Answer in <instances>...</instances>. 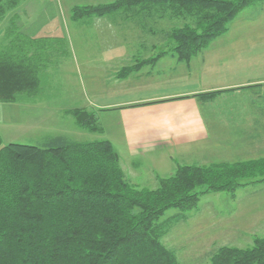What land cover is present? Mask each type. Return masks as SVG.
<instances>
[{
	"label": "trees",
	"instance_id": "16d2710c",
	"mask_svg": "<svg viewBox=\"0 0 264 264\" xmlns=\"http://www.w3.org/2000/svg\"><path fill=\"white\" fill-rule=\"evenodd\" d=\"M20 1L0 0V20ZM263 1L117 0L75 7L71 17L146 14L161 19L168 14L169 20L184 23L167 33L170 52L188 63L245 8ZM11 36L16 39L0 50V104L34 99L41 89L40 71L66 53L62 37L22 39L16 28ZM144 61L118 76L127 77ZM67 114L78 129L102 132L94 110L75 108ZM261 164L181 165L150 189L127 180L110 142H75L58 135L41 147L2 146L0 137V264H179L161 239L175 223L187 221L186 212L195 210L201 197L233 194L251 184L256 173L264 177ZM172 209L180 212L162 219ZM208 264H264V237L253 238L246 248L220 246Z\"/></svg>",
	"mask_w": 264,
	"mask_h": 264
},
{
	"label": "crops",
	"instance_id": "0c3cea01",
	"mask_svg": "<svg viewBox=\"0 0 264 264\" xmlns=\"http://www.w3.org/2000/svg\"><path fill=\"white\" fill-rule=\"evenodd\" d=\"M32 10L27 7L26 15H32ZM60 18L61 22L56 18L57 31L51 30L50 35L64 36L60 29L66 28L65 20ZM145 18L160 20L146 14L129 20ZM110 19V25L103 22L106 31H101L96 44L89 41L78 55L84 62L79 86L85 101L75 108L94 110L97 118L105 116L110 121L114 137L106 141L112 144L123 175L133 186L147 188L144 172L156 183L181 165H237L264 159V58L258 53L257 34H234L232 21L221 37L185 63L172 56L167 33L166 43L163 37L154 42L146 26L140 31L136 25L124 30L125 20L120 16ZM257 24L244 22L240 27ZM7 30L6 26L1 30L2 41L7 39ZM132 43L137 59L126 56L130 52L125 49L133 48ZM142 60L147 63L127 77L118 76L121 69ZM263 190L264 177L252 179L233 194L225 193L230 206L235 204L225 224L227 235L240 237L238 231L248 230V225V233L262 227L264 208L260 212L256 205L264 198L254 193ZM212 227L211 234L216 236L217 227Z\"/></svg>",
	"mask_w": 264,
	"mask_h": 264
},
{
	"label": "rangeland",
	"instance_id": "374dc122",
	"mask_svg": "<svg viewBox=\"0 0 264 264\" xmlns=\"http://www.w3.org/2000/svg\"><path fill=\"white\" fill-rule=\"evenodd\" d=\"M115 1L117 0H36V2L30 3L32 5H27L30 0H21L13 10L7 12L5 17L0 20V33L5 26L8 28L6 40L3 39L2 41L0 35V50L8 44L6 43L8 40L12 41V39H16L14 38L16 35L14 37L11 36L15 28L22 39H37L38 36L48 38L53 36L50 33L51 30L57 31L55 29L58 24L56 18H59V20L61 19L60 17L64 18L66 25V28L62 27L60 29L64 36H53L55 38H64L66 53L55 56L48 63L47 68L44 71H40L41 89L39 95L29 100L22 97L14 104H0V137L2 146L13 143L41 147L42 144L53 138V136L58 135L66 136L75 142L106 141L114 137L111 125H109L110 121L105 116L98 117V126L102 132L93 134L78 129L75 126V121L67 114V111L85 101V94H83L79 86L84 76V62L81 56L79 57L78 55L83 53L82 50L85 45L90 44L89 41L96 44L95 42L98 41L97 38L98 35H101V31L102 33L106 31L104 23L107 25L111 24L110 16L74 21L71 17V10L75 7H94L110 4ZM26 5L28 8H34V11L30 12L32 15H26ZM38 9L40 12L36 13ZM169 18L167 14L158 21L153 18L151 20L147 18L129 20L125 19V15H123L121 19L125 20V25L123 24L124 27L122 29L129 30L131 25H136L135 27L138 29L141 26H146L150 30V33H152L154 42H160L161 39L159 37H163V43H166L165 33H168V31L175 27H182L184 25L180 19L169 20ZM126 22L129 26H126ZM233 22V26H236L234 34H240L242 33L241 31L250 33L251 35L257 34L256 39H259L256 43L259 46L258 53H260L261 58H264V1L245 8L243 13ZM244 22H259V24L243 29L240 27V24ZM50 24L55 25L54 28ZM44 33L49 34L44 35ZM55 33L57 35L60 34L59 32ZM90 38H93L94 41L89 40ZM168 42L172 45L170 41ZM131 45L134 47L125 49L127 53L128 51L130 52L126 56L130 59L132 54V58L137 59L136 46L134 43ZM102 50H105V48ZM131 50L134 51L131 52ZM259 161L264 164V159L256 160V162ZM259 176L260 172L256 173L253 179H259ZM142 179L149 180L148 184L145 185L147 188L155 189L158 187V182L155 183V180L148 175V172H144ZM226 196L225 193H217L201 197L196 209L186 212L187 221L175 223L169 233L161 239L162 244L175 252L179 264H208L210 255L220 246L246 248L251 246L253 238L264 237V223H262V227L255 229V231L253 230L251 233H248L250 226L247 224L248 230L238 231L240 237H237L235 233L227 235L225 232V227L227 226L225 224L228 221L229 212L235 204L230 206V201H226ZM254 196H258L262 200L264 198V190L258 194L254 193ZM263 204L264 202H259L256 205V209L261 212V209L264 208ZM179 212L177 209L169 210L164 214L162 219L172 217ZM213 225L217 227L216 236L211 234L212 230H215L212 227ZM248 234L251 236L247 237Z\"/></svg>",
	"mask_w": 264,
	"mask_h": 264
}]
</instances>
